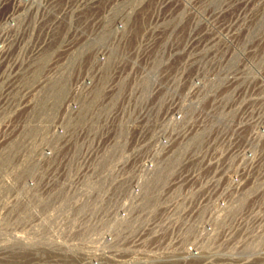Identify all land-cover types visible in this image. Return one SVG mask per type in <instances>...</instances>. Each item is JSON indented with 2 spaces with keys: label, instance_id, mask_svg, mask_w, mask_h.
<instances>
[{
  "label": "rangeland",
  "instance_id": "1",
  "mask_svg": "<svg viewBox=\"0 0 264 264\" xmlns=\"http://www.w3.org/2000/svg\"><path fill=\"white\" fill-rule=\"evenodd\" d=\"M239 43L264 64V0H0V264L94 258L114 150L164 111L162 84L192 97Z\"/></svg>",
  "mask_w": 264,
  "mask_h": 264
},
{
  "label": "built area",
  "instance_id": "2",
  "mask_svg": "<svg viewBox=\"0 0 264 264\" xmlns=\"http://www.w3.org/2000/svg\"><path fill=\"white\" fill-rule=\"evenodd\" d=\"M210 64L190 98L162 84L149 106L164 111L149 108L127 133L133 145L113 149L123 156L96 182L99 239L84 264H264V64L242 43ZM45 215L36 232L51 231V207Z\"/></svg>",
  "mask_w": 264,
  "mask_h": 264
}]
</instances>
